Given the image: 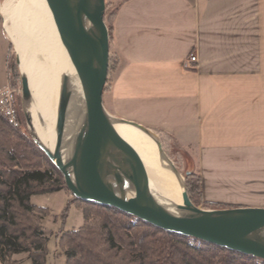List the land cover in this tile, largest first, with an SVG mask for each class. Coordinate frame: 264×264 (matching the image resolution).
I'll return each instance as SVG.
<instances>
[{
  "label": "crops",
  "instance_id": "1",
  "mask_svg": "<svg viewBox=\"0 0 264 264\" xmlns=\"http://www.w3.org/2000/svg\"><path fill=\"white\" fill-rule=\"evenodd\" d=\"M115 4L114 115L195 148L205 201L264 208V0Z\"/></svg>",
  "mask_w": 264,
  "mask_h": 264
},
{
  "label": "water",
  "instance_id": "2",
  "mask_svg": "<svg viewBox=\"0 0 264 264\" xmlns=\"http://www.w3.org/2000/svg\"><path fill=\"white\" fill-rule=\"evenodd\" d=\"M40 1L51 16L62 63L53 151L35 131L27 77L20 73L22 110L31 140L60 173L72 197L264 261V208L196 207L183 176L163 151L160 137L150 128L106 111L103 91L110 37L104 21L105 0ZM116 124L131 125L154 141L161 161L180 186L182 205L158 193L144 160L117 133Z\"/></svg>",
  "mask_w": 264,
  "mask_h": 264
},
{
  "label": "trees",
  "instance_id": "3",
  "mask_svg": "<svg viewBox=\"0 0 264 264\" xmlns=\"http://www.w3.org/2000/svg\"><path fill=\"white\" fill-rule=\"evenodd\" d=\"M117 8L107 26L110 40ZM113 62L116 55L109 52V71ZM8 64L6 60L7 80L14 89ZM63 188L62 176L29 134L11 125L0 112L1 264H19L12 258L22 253L29 255L32 264H46L48 238L41 222L48 210L32 204L31 198ZM186 188L197 207L201 200L200 176L187 174ZM71 202L81 209L83 224L77 230L62 232L58 240V256H65L67 264H264L253 257L160 230L111 207L75 198Z\"/></svg>",
  "mask_w": 264,
  "mask_h": 264
},
{
  "label": "bare ground",
  "instance_id": "4",
  "mask_svg": "<svg viewBox=\"0 0 264 264\" xmlns=\"http://www.w3.org/2000/svg\"><path fill=\"white\" fill-rule=\"evenodd\" d=\"M0 12L10 18L5 30L14 45L20 73L27 77L33 126L41 142L53 151L62 63L51 16L40 0H9ZM115 130L140 154L158 193L182 205L180 186L161 161L154 141L131 125L116 124Z\"/></svg>",
  "mask_w": 264,
  "mask_h": 264
},
{
  "label": "rangeland",
  "instance_id": "5",
  "mask_svg": "<svg viewBox=\"0 0 264 264\" xmlns=\"http://www.w3.org/2000/svg\"><path fill=\"white\" fill-rule=\"evenodd\" d=\"M112 1V2H111ZM9 2V0H0V8L3 4ZM117 0H105V14L104 21L106 25L110 23L111 16L115 12L117 4L113 3ZM11 6V5H10ZM0 24L3 27V31L7 37L4 45L0 46V68L5 64V60H8L11 70V85L14 86V90L17 95V121L20 129L28 133L27 126L25 123V118L22 110V100H21V81H20V69L19 64L17 63V55L13 43L11 42L10 37L6 33V27L10 26V18H6L0 12ZM8 52V53H7ZM110 53L113 55L114 50L110 48ZM7 55V56H6ZM5 58V59H4ZM115 62L112 63L110 71H108V77L106 85L103 91V105L106 111L114 116V111L111 106V87L113 82ZM2 81L4 84L5 75L1 74ZM7 86L10 87L8 84ZM6 87V86H5ZM2 87L3 90L5 88ZM11 88V87H10ZM120 118V117H117ZM123 119V118H121ZM128 121H133L130 119H125ZM135 122V121H133ZM154 131L153 129H151ZM161 140L162 148L167 157L172 161L177 170L181 173L184 178L186 185V175L187 174H198L199 161L197 159L195 148L192 146H187L179 143L174 137L167 134H163L158 131H154ZM200 176V175H199ZM201 179V177H200ZM187 190V188H186ZM188 194V193H187ZM74 197L69 193L66 188L50 194L37 195L31 198V202L34 205L47 208L48 215L42 218V227L44 236L48 238L46 245L47 254H46V264H67L65 256H58L61 252L58 249V240L60 239L62 232L77 230L83 224V216L81 209L77 208L75 203L71 202ZM206 204L220 205L225 206L226 208H234L231 205L223 203H210L203 199L202 188H201V200L198 202V208L205 210L213 209H224L223 207H210L206 208ZM60 252V253H59ZM13 260L17 261L19 264H32L29 255L27 253H22L13 256Z\"/></svg>",
  "mask_w": 264,
  "mask_h": 264
},
{
  "label": "built area",
  "instance_id": "6",
  "mask_svg": "<svg viewBox=\"0 0 264 264\" xmlns=\"http://www.w3.org/2000/svg\"><path fill=\"white\" fill-rule=\"evenodd\" d=\"M196 55H190L184 63V68L190 70L194 64H197ZM17 95L14 89L6 86L0 90V112L8 119V122L14 127L18 126L17 121Z\"/></svg>",
  "mask_w": 264,
  "mask_h": 264
}]
</instances>
